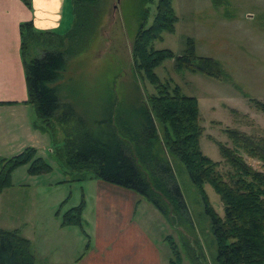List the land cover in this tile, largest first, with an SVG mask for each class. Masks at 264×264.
<instances>
[{
	"label": "rangeland",
	"instance_id": "obj_1",
	"mask_svg": "<svg viewBox=\"0 0 264 264\" xmlns=\"http://www.w3.org/2000/svg\"><path fill=\"white\" fill-rule=\"evenodd\" d=\"M157 2L102 0L93 34L84 41L54 42L52 48L64 52L67 59L63 76L55 86L60 101L73 109L66 126L69 132L83 120L91 127H105L109 112L126 108L128 102L134 103L153 92L154 87L135 70L132 45L141 13L146 10L150 26ZM174 8L178 17L175 30L165 32L163 40L154 45L157 49H171L175 57L157 67L156 72L163 81L178 84L184 94L198 98L203 128L201 148L219 163L221 172H226L230 166L225 163L219 142L234 147L226 129H239L253 136L264 134V107L256 106L257 100L264 102V0H174ZM74 18L73 13L69 25L60 29L61 34L72 28ZM190 41L194 42L197 55L219 61L225 73L222 79L178 69L176 58L188 50ZM41 53L42 49H33L32 56ZM63 113L69 114V110ZM56 130V137L47 131L50 146L39 154L52 166V171L31 175L25 165L13 172V185L0 194V227L19 229L30 239L38 264H75L86 251L85 234L77 226L62 227V216L83 199L91 210L96 180L72 181L73 174H66L54 152L63 146L65 134L59 123ZM160 132L163 135L161 125ZM239 154L254 168L264 170L258 158L242 149ZM170 159L190 221L175 229L159 214L170 229L160 227L159 219V223L155 221L159 230L154 237L160 241L161 231L167 232L164 238L170 236L176 242L182 252V264H193V253L200 256L199 264H217L212 217L202 191L183 162L175 156ZM204 191L211 208L223 217L224 206L215 188L206 183ZM161 248L166 251L167 244H161Z\"/></svg>",
	"mask_w": 264,
	"mask_h": 264
},
{
	"label": "trees",
	"instance_id": "obj_2",
	"mask_svg": "<svg viewBox=\"0 0 264 264\" xmlns=\"http://www.w3.org/2000/svg\"><path fill=\"white\" fill-rule=\"evenodd\" d=\"M24 1L31 5V0ZM101 3L102 0H74V23L66 34L37 30L31 21L21 24L27 103L34 107L38 116L35 125L54 137L56 124L62 127L65 140L54 152L66 174H73L72 181L99 178L132 189L154 205L175 229L190 221L170 159L171 156L179 158L201 189L207 212L212 217L217 264H264V170L254 168L239 154L242 149L261 160L264 166V134L253 136L227 128L234 147L219 142L225 163L230 166L226 172H221L219 163L203 152L198 98L184 94L180 85L163 81L156 72L157 67L175 57L171 49H157L154 45L155 41L163 40L165 32L175 30L178 17L174 0H158L150 26H147L144 10L133 40L135 70L154 87L153 92L134 103L128 102L126 108L109 112L105 127H91L83 120L70 132L66 129L73 109L60 101L55 83L62 78L67 59L64 52L52 46L58 40L84 41L93 34ZM38 48L42 53L32 56L33 49ZM176 61L179 70L201 72L217 79L225 75L219 61L195 53L193 41ZM256 106L263 108L264 102L257 100ZM64 110H69V114L63 113ZM25 165L31 175L52 171V166L38 155L34 146L9 157H0V194L13 185V172ZM206 183L220 195L223 217L209 205L204 191ZM85 207L86 199H83L68 209L62 216L61 226H77L87 235L83 217ZM167 239L172 250L170 263L182 264V252L172 237ZM88 246L89 243L86 248ZM190 258L193 264H199L200 256L193 253ZM0 264H38L32 242L19 229L0 227Z\"/></svg>",
	"mask_w": 264,
	"mask_h": 264
},
{
	"label": "crops",
	"instance_id": "obj_3",
	"mask_svg": "<svg viewBox=\"0 0 264 264\" xmlns=\"http://www.w3.org/2000/svg\"><path fill=\"white\" fill-rule=\"evenodd\" d=\"M73 1L31 0L27 5L24 0H0V157L28 146L36 147L39 155L50 146L49 135L37 128L38 116L27 103L20 27L31 21L37 30L59 32L71 22ZM94 180V205L88 209L86 200L83 212L89 246L75 264H171L168 233L161 231L160 241L154 237L159 230L155 221L170 229L158 209L132 189Z\"/></svg>",
	"mask_w": 264,
	"mask_h": 264
}]
</instances>
